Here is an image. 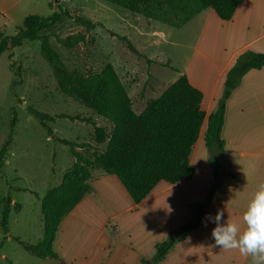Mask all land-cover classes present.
Instances as JSON below:
<instances>
[{
  "label": "rangeland",
  "instance_id": "obj_1",
  "mask_svg": "<svg viewBox=\"0 0 264 264\" xmlns=\"http://www.w3.org/2000/svg\"><path fill=\"white\" fill-rule=\"evenodd\" d=\"M58 6L97 26L87 30L75 19H67L42 36L72 71L87 76L111 67L137 114L178 78L177 72L163 64L171 61L180 71L194 55L191 46L196 41L197 23L174 28L159 21L148 22L137 11L104 0H0V33L14 36L27 16L48 17L59 10ZM117 35L128 39L134 50ZM70 37L81 41L67 47L64 42ZM29 108L52 116L46 124L54 137L77 141L81 146L76 150L89 156L104 151L106 143L97 144L93 125L70 117L89 118L97 126L113 128L106 119L61 93L51 66L42 56L40 41H27L0 55V150L17 117L13 143L0 168V242L6 208L8 233H12L10 240L0 243V254L7 256V260L0 258V264H43L16 239L31 245L43 240V201L62 185L76 162L69 147L50 136ZM62 115L69 117H59ZM100 173V169H92L90 181Z\"/></svg>",
  "mask_w": 264,
  "mask_h": 264
},
{
  "label": "crops",
  "instance_id": "obj_2",
  "mask_svg": "<svg viewBox=\"0 0 264 264\" xmlns=\"http://www.w3.org/2000/svg\"><path fill=\"white\" fill-rule=\"evenodd\" d=\"M194 22L198 25L191 46L194 55L178 72L203 93L206 119L190 157L194 177L177 184L162 181L135 203L116 176L100 173L91 182V193L61 221L53 244L57 258L41 259L43 264H253L251 256L215 246L216 225L206 221V214L214 217L220 210L222 220L243 224L252 194L264 183V67L248 71L227 100L222 186L198 229L188 232L162 261H152L155 246L192 221L193 206L206 201L214 183L205 133L208 116L223 97L229 70L245 51L264 53V0H245L230 21L209 8L189 23ZM11 234L3 233L0 243L4 245ZM40 234L42 238L43 229ZM0 258L7 260L3 253Z\"/></svg>",
  "mask_w": 264,
  "mask_h": 264
},
{
  "label": "trees",
  "instance_id": "obj_3",
  "mask_svg": "<svg viewBox=\"0 0 264 264\" xmlns=\"http://www.w3.org/2000/svg\"><path fill=\"white\" fill-rule=\"evenodd\" d=\"M104 1L137 11L148 22L159 21L174 28H181L209 8L213 9L221 20L230 21L237 8L245 0ZM53 6L54 3L51 2V7ZM58 9L48 17L27 16L23 26L18 28L14 36L0 33V55L21 47L27 41H40L42 56L51 66L61 93L72 97L99 117L106 119L113 128L110 131L97 126L89 118L70 117L93 125V135L97 144L106 143L104 151L95 152L89 156L76 150L81 146L77 141L54 137L53 130L46 124L47 121L53 119L52 116L34 108L28 109L47 128L50 136L69 147L71 155L76 159L74 166L68 170L62 185L50 191L43 201V240L37 245H31L22 242L19 238L16 239L26 251L40 259L57 258L53 244L60 223L85 195L91 193L92 169L97 168L104 174L116 176L135 203L146 199L156 185L162 181L177 184L183 180H191L196 173V168L191 164L190 157L206 119V114L202 110L203 93L190 83L186 75H180L159 98L148 103L146 108L137 114L132 108L131 100L119 76L111 67L87 76L68 69L50 44L49 39L43 37L42 33L55 28L67 19H75L87 30L94 29L97 24L84 17L72 16L61 6H58ZM118 37L129 43L125 37ZM80 41L77 37H70L64 45L73 47ZM129 48L134 50L130 43ZM163 65L179 72L171 66V61ZM263 67L264 53L248 50L239 55L229 70L223 97L216 111L208 116L205 133V143L209 152L208 161L215 177L214 183L208 192L206 201L193 206L192 221L171 233L166 240L155 246V255L152 259L154 263L162 261L176 244L186 237L188 232L198 229L213 195L222 186L219 173L225 155L222 130L227 100L248 71ZM16 124L15 115L11 125L12 131L0 150V168L13 143V130ZM8 217L9 210L6 208L1 220L6 234L8 233Z\"/></svg>",
  "mask_w": 264,
  "mask_h": 264
},
{
  "label": "clouds",
  "instance_id": "obj_4",
  "mask_svg": "<svg viewBox=\"0 0 264 264\" xmlns=\"http://www.w3.org/2000/svg\"><path fill=\"white\" fill-rule=\"evenodd\" d=\"M222 218L220 210L214 217L206 214V221L216 225L212 229L215 246L236 249L243 256H251L253 264H264V183L252 194L242 216L243 224Z\"/></svg>",
  "mask_w": 264,
  "mask_h": 264
},
{
  "label": "water",
  "instance_id": "obj_5",
  "mask_svg": "<svg viewBox=\"0 0 264 264\" xmlns=\"http://www.w3.org/2000/svg\"><path fill=\"white\" fill-rule=\"evenodd\" d=\"M146 264H150V262L147 261Z\"/></svg>",
  "mask_w": 264,
  "mask_h": 264
}]
</instances>
